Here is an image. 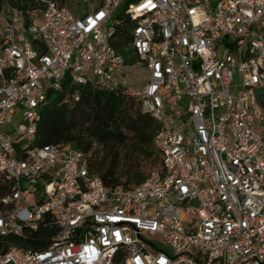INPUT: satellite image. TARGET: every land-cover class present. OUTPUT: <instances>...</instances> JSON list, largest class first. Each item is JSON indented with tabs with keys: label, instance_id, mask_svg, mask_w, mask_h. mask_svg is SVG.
Segmentation results:
<instances>
[{
	"label": "built area",
	"instance_id": "1",
	"mask_svg": "<svg viewBox=\"0 0 264 264\" xmlns=\"http://www.w3.org/2000/svg\"><path fill=\"white\" fill-rule=\"evenodd\" d=\"M42 1L27 22L0 0V239L18 242L0 264H264V0ZM121 34L138 89L120 81ZM88 83L132 90L158 123L165 164L141 183L106 186L83 151L32 145L48 92ZM47 213L52 240L23 246Z\"/></svg>",
	"mask_w": 264,
	"mask_h": 264
},
{
	"label": "trees",
	"instance_id": "2",
	"mask_svg": "<svg viewBox=\"0 0 264 264\" xmlns=\"http://www.w3.org/2000/svg\"><path fill=\"white\" fill-rule=\"evenodd\" d=\"M10 2L24 12L27 22L31 21V14L46 7L42 0ZM124 21L122 33L127 34L131 19ZM127 41L129 39L121 34L113 44L125 56L127 65H134L137 57L125 48ZM2 42L0 38V45ZM76 90L78 99L66 102H61L62 96L54 91L48 92V98L53 97L56 102L42 109L33 146L64 144L83 151L90 171L99 175L106 186L141 183L147 178L140 171L141 161L159 158L161 168L164 166V156L154 145L159 125L150 113L143 110L139 97L132 90L102 88L89 83L76 87ZM123 159L129 165L123 166ZM56 219L53 213L45 214L36 230L20 238L23 246L33 249L46 247L58 231ZM121 259L119 255L115 264H122Z\"/></svg>",
	"mask_w": 264,
	"mask_h": 264
},
{
	"label": "rangeland",
	"instance_id": "3",
	"mask_svg": "<svg viewBox=\"0 0 264 264\" xmlns=\"http://www.w3.org/2000/svg\"><path fill=\"white\" fill-rule=\"evenodd\" d=\"M62 2V0H58ZM64 4H66L71 10H73L76 14H80L91 9V4L85 2L84 0H63ZM94 1V0H91ZM3 26L0 22V27ZM125 74L120 76V81H125L126 86L132 87L134 89H138L141 85L145 83V78H147V71L142 69L140 64L127 65L122 69ZM241 76L239 73L235 75V84L233 85V91L236 92L241 86ZM136 107L139 106L138 101L135 102ZM3 129V128H1ZM122 165H129L128 161L123 159L121 161ZM140 171L144 174L151 175L154 171L161 169V162L159 158H155L153 160H144L140 162ZM38 197V194H37ZM168 248L167 246H165Z\"/></svg>",
	"mask_w": 264,
	"mask_h": 264
},
{
	"label": "water",
	"instance_id": "4",
	"mask_svg": "<svg viewBox=\"0 0 264 264\" xmlns=\"http://www.w3.org/2000/svg\"><path fill=\"white\" fill-rule=\"evenodd\" d=\"M0 242H10V243H18L17 241L11 240V239H0Z\"/></svg>",
	"mask_w": 264,
	"mask_h": 264
}]
</instances>
